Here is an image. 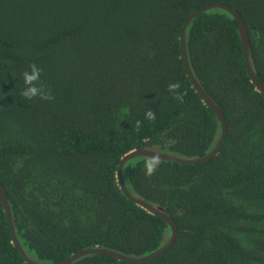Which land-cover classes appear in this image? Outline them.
Returning a JSON list of instances; mask_svg holds the SVG:
<instances>
[{"label": "trees", "instance_id": "obj_1", "mask_svg": "<svg viewBox=\"0 0 264 264\" xmlns=\"http://www.w3.org/2000/svg\"><path fill=\"white\" fill-rule=\"evenodd\" d=\"M211 3L243 20L264 85V0H0V185L29 259L48 264L86 248L139 258L168 241V225L128 200L115 174L134 149L196 159L216 144L220 124L191 86L179 43L185 18ZM185 49L227 135L202 164L160 160L151 176L145 157L124 165L129 194L177 230L167 251L142 264H264V96L249 81L236 22L224 10L193 18ZM31 63L42 68L51 100L21 96ZM169 83L180 84L182 102ZM0 264H27L1 200ZM70 264L131 263L85 255Z\"/></svg>", "mask_w": 264, "mask_h": 264}, {"label": "water", "instance_id": "obj_2", "mask_svg": "<svg viewBox=\"0 0 264 264\" xmlns=\"http://www.w3.org/2000/svg\"><path fill=\"white\" fill-rule=\"evenodd\" d=\"M215 8L224 10L225 12L230 14L232 16V18L235 20L236 25H237V29H238V33H239V37H240V42H241V48H242V53H243V58H244V66H245V70H246V73L248 75L249 81L251 84L254 85L255 90L264 96V85L255 76V74L251 68L250 62H249V39H248V34H247V28H246V25L244 24L243 20L239 16V14L234 9H232L231 7H229L225 4H222V3L207 4L205 6H202L198 9H196L191 14H189L185 18V20L183 21L182 26H181V32H180V36H179L180 57H181V61H182L184 71H185L186 76L188 77V79L191 83V86L194 88L195 92L199 95L203 104H205L209 109H211L212 112L215 114V116L218 119V122L220 124L219 138H218L216 144L214 145V147L211 149V151H209L203 157L196 158V159L179 158V157L172 156V155H169L166 153H161V152H157V151H153V150H146V149L131 150L121 157L119 164L117 166L116 174H115L118 187L121 190V192L123 193V195L128 200H130L131 202H133L135 205L142 208L143 210L147 211L148 213L158 216L168 225V227L170 228V236H169L168 241L163 246L158 248L157 250H155V251H153L150 254H147L145 256L139 257V258H130V257L124 256L122 254L113 252L111 250L103 249V248H86V249L75 252L74 254L70 255L69 257H67L63 260L53 262V263H48V264H70L74 260H76L82 256H85V255L109 256V257H113L115 259H118L119 261H124V262H128L131 264H142V263L149 262V261L157 258L158 256H160L162 253L167 251L173 245V243L176 239V234H177L176 225H175L174 221L169 216H167L164 212H162L161 210L152 207L151 205H149L148 203H146L143 200H140V199H137V198L131 196L129 194L124 182H123L122 169L128 161H130L134 158H137V157L149 158L152 155L158 154L160 160H162V161H167V162L176 163V164H180V165H198V164H202V163L210 160L215 155H217V153L219 152V150H220V148H221V146H222V144L226 138V135H227V126H226L225 118H224L222 112L219 110V108L213 103V101L209 98V96L204 92V90L201 88V86L198 84V82L193 77L191 70L189 68L187 55H186V49H185V30H186V27L189 24V22L193 18H195L197 15H199V14H201L207 10L215 9ZM0 200H1L2 208L5 212L6 219H7L12 245L20 253V255L22 256V258L24 259V261L27 264H41V263H37V262H34L31 259H29L26 256L23 249L21 248V246H20V244L16 238L14 229H13L10 208H9L5 193H4L1 185H0Z\"/></svg>", "mask_w": 264, "mask_h": 264}, {"label": "clouds", "instance_id": "obj_3", "mask_svg": "<svg viewBox=\"0 0 264 264\" xmlns=\"http://www.w3.org/2000/svg\"><path fill=\"white\" fill-rule=\"evenodd\" d=\"M41 74L42 68L39 67L36 63H31L28 66V70L21 73L24 87L22 88L20 94L24 99L32 101L37 98L42 100H51L53 98L50 91L42 83ZM179 88V83H169L168 85L169 93L173 95L175 99L182 102L183 94L178 91ZM125 111H127V109H125ZM145 118L149 121H153L156 119V113L151 108H149V110L145 112ZM136 123L138 128L140 121H137ZM159 165L160 158L158 154L144 159L143 169L145 175L151 176L157 170Z\"/></svg>", "mask_w": 264, "mask_h": 264}]
</instances>
